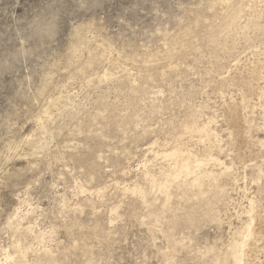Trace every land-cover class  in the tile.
Here are the masks:
<instances>
[{
	"label": "rangeland",
	"instance_id": "1",
	"mask_svg": "<svg viewBox=\"0 0 264 264\" xmlns=\"http://www.w3.org/2000/svg\"><path fill=\"white\" fill-rule=\"evenodd\" d=\"M263 161L264 0H0V264H264Z\"/></svg>",
	"mask_w": 264,
	"mask_h": 264
},
{
	"label": "bare ground",
	"instance_id": "2",
	"mask_svg": "<svg viewBox=\"0 0 264 264\" xmlns=\"http://www.w3.org/2000/svg\"><path fill=\"white\" fill-rule=\"evenodd\" d=\"M235 16V15H234ZM224 29V28H223ZM234 115V114H233ZM237 115V114H236ZM235 115V116H236ZM233 118V117H232ZM233 120V119H232ZM237 124V123H236ZM234 126V125H233ZM232 126V127H233ZM235 127V126H234ZM237 127V126H236ZM234 129H236V128H234ZM228 130V129H227ZM240 130H242V129H240ZM247 130H249V129H247ZM230 131V130H229ZM234 132V131H233ZM232 132V133H233ZM237 132V131H236ZM237 133H240V132H237ZM245 133V132H244ZM251 133H253V132H251ZM235 134V133H234ZM233 135V134H232ZM231 135V136H232ZM252 135V134H251ZM235 137V136H234ZM234 137H233V139H234ZM242 137V136H241ZM246 137V136H245ZM220 138V137H219ZM254 138V137H253ZM234 140H237V139H234ZM259 141V140H258ZM261 142H263V141H261ZM260 142V143H261ZM239 143H242V141L240 142L239 141ZM241 145V144H240ZM239 145V146H240ZM244 145V144H243ZM170 153V152H169ZM168 153V154H169ZM169 156L172 158V159H174V160H176L177 161V163H179V166H178V168L176 169V174L177 175H175L176 177L175 178H181V177H187V176H189V175H192L193 176V180H192V187H197V189H199V188H201L202 187V185H203V183H204V176L200 173V171H197V169H200V167L201 166H203L202 165V163H201V161H199V160H197L196 162H197V164L196 165H193V163L191 162L192 161V159H190V158H185V157H183V155L181 154V153H179V150L177 151V152H172V153H170L169 154ZM169 157V158H170ZM221 159V158H220ZM220 159H217L218 161H220ZM205 161V160H204ZM209 162V161H208ZM264 162V161H263ZM195 163V162H194ZM224 163V162H223ZM227 164V163H226ZM225 168V167H224ZM227 169V168H226ZM201 170V169H200ZM203 170V169H202ZM205 170V169H204ZM230 171V170H229ZM202 172V171H201ZM204 173V172H203ZM208 173V172H207ZM205 174V173H204ZM209 174V173H208ZM213 175H214V173H213ZM208 176V175H207ZM207 176H205V177H207ZM209 176H211V175H209ZM169 177V176H168ZM172 178H174V176L172 177ZM209 178V177H208ZM178 179H176V180H178ZM217 179H218V177H217ZM168 180H170V179H168ZM174 180V179H173ZM186 180V179H185ZM211 180V179H210ZM213 180V179H212ZM211 180V181H212ZM179 181H181V180H179ZM183 181V180H182ZM154 183H156L155 181H154ZM153 183V184H154ZM191 183V182H190ZM259 183V182H258ZM157 185V184H156ZM166 181H165V184H161L160 185V189L161 190H163V191H165V190H167L166 189ZM154 186V185H153ZM168 186V185H167ZM205 187V186H204ZM203 189V188H202ZM194 190V189H193ZM201 191V190H200ZM167 192V191H166ZM199 192V191H198ZM168 194V193H167ZM198 194V193H197ZM138 195H139V193H138ZM142 195V194H141ZM142 196H144V194L142 195ZM142 199V198H141ZM201 199V198H200ZM165 202V201H164ZM252 202V201H251ZM168 203V202H167ZM166 204V203H165ZM189 214V213H188ZM193 217V216H192ZM189 218V217H188ZM254 220V219H253ZM192 221V220H191ZM247 228V227H246ZM262 232V231H261ZM257 233H260V226L259 225H257V227L255 228V227H252V226H250V227H248V236L249 237H254ZM248 241V240H247ZM251 242V241H250ZM248 244V243H247ZM242 247H243V245L242 244H240V243H234V245H233V248L232 249H230L231 250V253L230 254H232L233 255V259L235 260V262L238 264V262L240 261V259H241V257H242V253H243V249H242ZM18 250V249H17ZM19 251V250H18ZM244 255V254H243ZM230 257V256H229ZM226 261V260H225ZM235 264V263H234Z\"/></svg>",
	"mask_w": 264,
	"mask_h": 264
}]
</instances>
